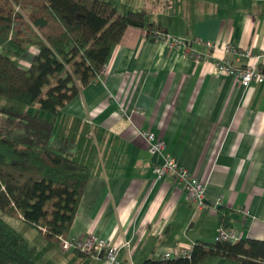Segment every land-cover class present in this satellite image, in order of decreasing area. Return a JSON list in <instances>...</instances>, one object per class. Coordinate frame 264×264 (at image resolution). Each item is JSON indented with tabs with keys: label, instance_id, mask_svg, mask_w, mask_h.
Wrapping results in <instances>:
<instances>
[{
	"label": "crops",
	"instance_id": "obj_1",
	"mask_svg": "<svg viewBox=\"0 0 264 264\" xmlns=\"http://www.w3.org/2000/svg\"><path fill=\"white\" fill-rule=\"evenodd\" d=\"M105 1L120 13L145 11L177 43L129 28L107 72L50 120L54 146L66 142V155L90 171L68 238L128 243L118 263L142 264L215 242L223 210L242 239L264 241V79L246 88L216 71L221 60L244 68L249 60L238 52L264 54V0ZM140 131L164 140L178 165L206 183L205 209L175 178L157 180ZM16 229L36 248L37 264L51 260L38 254L33 231ZM259 254L264 259V250ZM86 258L54 242V264H105Z\"/></svg>",
	"mask_w": 264,
	"mask_h": 264
},
{
	"label": "trees",
	"instance_id": "obj_2",
	"mask_svg": "<svg viewBox=\"0 0 264 264\" xmlns=\"http://www.w3.org/2000/svg\"><path fill=\"white\" fill-rule=\"evenodd\" d=\"M131 27L154 42L169 36L161 23L147 21L145 11L120 13L105 0H0V98L38 108L37 113L0 109V209L50 242L60 245L69 237L90 171L66 155V142L54 146V123L46 115H59L102 76L113 48ZM31 49L36 56L24 69L21 63ZM258 71L264 74V66ZM219 212L220 228L234 229L229 212ZM260 250L264 241H199L190 258L142 264H202L209 258L264 264ZM36 252L0 220V264H37Z\"/></svg>",
	"mask_w": 264,
	"mask_h": 264
},
{
	"label": "built area",
	"instance_id": "obj_3",
	"mask_svg": "<svg viewBox=\"0 0 264 264\" xmlns=\"http://www.w3.org/2000/svg\"><path fill=\"white\" fill-rule=\"evenodd\" d=\"M19 11V10H18ZM170 41L176 42L170 36H160L158 41ZM180 44V42H178ZM208 47L217 48L218 45L212 43L207 44ZM230 51V49H226ZM242 57L249 60V63L244 68H235L231 63L224 60L219 61L216 64V71L220 75L234 77L240 80L243 87H249L254 81L263 80L264 74L258 71L259 66H264V54L254 53L252 50H246L238 52ZM191 57L196 61L203 60V56L191 53ZM107 66L102 70V75L107 72ZM139 135L144 138L147 143L148 151L152 156H159L162 158L163 163L154 164V172L157 176V180L161 181L168 176L176 179L179 187H181L190 199L197 203L198 209L202 210L206 208V183L193 176L192 173L187 171L178 165L176 160L167 153V144L161 138L156 137L151 132H139ZM242 240V236L234 230H226L220 228L216 237L217 242L238 243ZM60 247L64 252L77 250L84 254L102 259L105 264H118V255L122 248H128V243H123L121 246L115 245L110 241L100 238L97 235H90L88 238H62L60 239ZM191 250H175L169 251L164 254L163 259H176V258H190Z\"/></svg>",
	"mask_w": 264,
	"mask_h": 264
},
{
	"label": "rangeland",
	"instance_id": "obj_4",
	"mask_svg": "<svg viewBox=\"0 0 264 264\" xmlns=\"http://www.w3.org/2000/svg\"><path fill=\"white\" fill-rule=\"evenodd\" d=\"M17 10H19V8ZM24 15H25V13H24ZM26 15H27V13H26ZM29 55L30 54H27V57ZM30 65H31V62H29L26 59H23V61L21 63L22 68L29 69ZM2 108H12L16 112H19V113H26V112L37 113L38 112L37 107L32 108V107L25 106V105H23L17 101H14V100H8V99L0 98V109H2ZM52 117H53V115H46V119L52 120ZM0 220H4L6 223L13 226L14 228H20L21 230H24V231H27V230L33 231V234L36 237L35 242L39 246L38 254L42 255L43 258L46 257V254L51 255V257H52L51 260L50 259L47 260L44 264H54V242H50L47 239H45L44 236L37 229L32 228L31 226L27 225L19 217L7 215L1 209H0ZM43 242L46 243L45 246L41 245ZM68 252H70V251H68ZM95 258L97 260H100L99 258L96 257V254H94L93 256L88 257L84 260L91 261L92 259H95Z\"/></svg>",
	"mask_w": 264,
	"mask_h": 264
},
{
	"label": "water",
	"instance_id": "obj_5",
	"mask_svg": "<svg viewBox=\"0 0 264 264\" xmlns=\"http://www.w3.org/2000/svg\"><path fill=\"white\" fill-rule=\"evenodd\" d=\"M153 162L154 163H160V164H162L163 163V160L159 156H153Z\"/></svg>",
	"mask_w": 264,
	"mask_h": 264
}]
</instances>
